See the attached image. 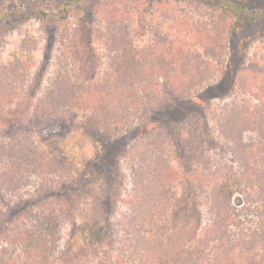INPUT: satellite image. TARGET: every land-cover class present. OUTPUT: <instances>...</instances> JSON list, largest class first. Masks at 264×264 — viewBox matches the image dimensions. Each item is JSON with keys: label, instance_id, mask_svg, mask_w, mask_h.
Returning a JSON list of instances; mask_svg holds the SVG:
<instances>
[{"label": "trees", "instance_id": "1", "mask_svg": "<svg viewBox=\"0 0 264 264\" xmlns=\"http://www.w3.org/2000/svg\"><path fill=\"white\" fill-rule=\"evenodd\" d=\"M141 2L142 5L147 3L139 9L137 33L133 32L129 14L133 9L131 0L94 4L96 15L104 14V8L109 14L103 30L99 28L97 35L93 33L102 42L104 63L94 51L95 40L91 33L83 39L80 28H65L64 21L70 11L67 10L62 17L64 21L60 19L63 34L51 37L44 51L43 63L48 65L54 56L55 41H60L61 49L56 57L59 68L52 86L36 102L32 100V90V98L22 99L15 108L7 110V120L1 115L0 126L6 132L13 129L17 135L10 140L0 138V264H68L77 256L80 244L76 246L73 242L74 231L71 240L66 244L62 242L63 221L58 214L62 208L59 207L71 206L72 199L86 191L88 185L98 184L107 199L104 176L90 173L91 168L75 177L62 154L53 148L39 147L35 140L38 128L39 134L47 138L55 131L66 135L67 131L64 133L62 128L59 132L57 126H64L66 119L74 120L73 107L78 105L97 109L98 114L90 115L88 124L98 130L103 127L102 136L107 140L121 138L126 131L138 127V122L150 123L133 137L124 151L132 160L131 168L136 169V166L139 170L135 172L137 177L132 176L134 191L139 197L132 201L136 214L122 218L123 223L129 225L128 238L134 233L131 241L137 242L133 249L127 250L129 259L123 263L264 264V52L258 59L242 65L234 80L235 87L255 98V103L247 107L233 101L215 111L210 107L203 110L184 106L193 94L213 87L225 71L229 35H241L248 24L254 25L261 13L252 11L245 15L235 8L208 6L212 15L200 14L207 20L192 18L183 24V18L175 11L152 21L149 14L162 0H141L137 5L141 6ZM40 13L49 25L55 24L48 13ZM199 23L218 27L214 31L216 38L212 39L213 31L206 26L202 28ZM184 25H188L187 28ZM148 30L147 43L138 44L137 38L145 36ZM193 32L204 35L211 45H205L202 52L195 50L189 42ZM185 40L189 43L186 50L182 42ZM31 44L22 43L29 62ZM23 63L27 61L0 62V113L16 99L17 88L26 77L27 67ZM210 110L214 113L213 123L209 118ZM175 112L179 114L169 116L177 114ZM161 115H167L162 121L164 124L157 121ZM23 120L27 124L22 128ZM87 126L79 125L81 129ZM248 132L257 134V138L247 141ZM213 150L228 158L218 170L206 161V154ZM100 156L105 157L102 154L95 159ZM173 157L182 165L186 177L184 185L188 188L179 196L171 187V165L164 161ZM197 160L203 162L202 169L195 164ZM155 165L160 174L158 182L151 181L146 173ZM119 166L117 160L110 165L108 179L114 177L121 183L118 178H124L118 176ZM36 177L42 189L33 199L30 194L27 196V187ZM205 178L209 182L207 187L202 182ZM236 195L240 203L235 202ZM21 197H25L23 202L18 200ZM199 197L207 202L211 223L201 227L202 238L197 242L194 241L196 232L203 222V211L197 206ZM10 198L18 201L11 204ZM154 198L161 205L155 215L161 217L153 215L157 219L148 231L140 222L145 212L143 208H152ZM32 200L40 205L51 204V207L43 208L48 209L42 216L25 215ZM60 200L67 204L59 206ZM163 202L172 203L174 209L166 212ZM4 205L8 209L5 213L2 212ZM157 208L160 206L156 204ZM189 217H195L198 223L190 225ZM107 219L112 231L115 221L110 216ZM138 225L142 228L135 234ZM78 229L91 242L89 223ZM257 255L260 259L255 257ZM121 263L111 260V264Z\"/></svg>", "mask_w": 264, "mask_h": 264}, {"label": "rangeland", "instance_id": "2", "mask_svg": "<svg viewBox=\"0 0 264 264\" xmlns=\"http://www.w3.org/2000/svg\"><path fill=\"white\" fill-rule=\"evenodd\" d=\"M108 1L110 0H0V62L8 64L14 59H23L27 61V63H23V65L27 67L25 72L26 77L17 88V94L14 97L16 99L11 105L4 108L6 111L0 113V117L3 116L7 120L9 114L7 110L10 107H14L21 103L22 99L28 97L32 98L30 95L32 90L34 91L32 100L36 102V100L43 97L46 90L52 86L51 84L54 81L57 69L59 68L56 57L60 53V41H55L53 49L54 56L51 58L48 65L43 63L45 57L44 51L47 48L51 37L54 35L58 37L61 33L63 34L64 26L62 25L61 20H63L62 17L66 14L67 10L70 11L68 12L67 21L63 20L65 22V28H80L81 33L83 34V39L89 37L88 34L91 33L95 40L94 51L98 52V56L102 58L101 63L105 62L102 42L94 34L96 33L97 35V30L99 28L100 30H103L105 27L104 24L106 23V17L109 14L107 12L108 9L104 8V14L96 15L94 13V4L107 3ZM140 1L141 0H131L133 9L132 11H129L134 27L132 29L133 32L136 31V33V29L139 28L138 19L141 14L139 9L143 8L147 3L143 2L142 5L141 2V6H139L137 4L140 3ZM208 6L212 9L220 8L222 6L235 8L236 10H240L242 14L244 11L245 15L248 12L251 14L252 11H255L261 13V16L254 25L248 24L241 35H229L226 46L227 63L225 64V71L219 76L213 87H209L207 90L204 89L200 94V91L197 94H193L184 106L186 108L194 107L203 110L210 107V109L214 108L215 111V109L219 108L222 104H229L233 101L237 102L239 105H251L256 102V99L235 87L234 80L237 74H239L242 65L245 63L248 64L251 59H258L264 52V0H162L161 3L155 4V10L149 14V17L153 19L152 21L161 20V18L173 14L175 11L179 18H183V20L181 19L182 23L187 24L190 21L188 19L201 18L200 20H197L201 21L212 15L211 11L207 9ZM245 10L247 11L245 12ZM40 11L48 13V15L53 18V21H55V24L49 25L43 20L44 16H42L43 14L40 13ZM202 12L206 13L207 17L202 18L200 15ZM111 15L112 17H115V13H112ZM205 20L203 22H205ZM179 23H181V21ZM199 24L202 25V28L206 26L209 30H212V35L214 31L218 29V27H215L214 25H207L206 23ZM187 26L188 25H184V28H187ZM136 33L134 34L135 37ZM149 34L150 30H148L145 36L137 38L138 44L147 43L149 40ZM215 38L216 34L214 33L212 39ZM23 42H26V45L33 43L31 44V48L33 49L30 62L27 60V56L29 55L28 52L22 47ZM182 42L183 47L186 50V46L189 44L188 40ZM189 42L192 43L195 50L201 52L204 51L205 45H211V41L209 42L204 35L195 32H193L192 40H189ZM69 108H72V106H69ZM93 110L94 107L91 105L74 106L72 112L74 120L71 121L66 119L67 122L62 124L64 126H57L59 132L62 128L64 133L67 131L66 135L55 131L53 133L50 132L47 138L40 135V128H38V133L34 134L36 136L35 140L39 147L45 150L53 148L59 154H62L67 159V163L71 167L72 175L75 177L80 176L84 170L87 169L86 172H88L92 168V170L89 171L90 173L92 171L93 174L104 176L107 179V183L103 184L105 185L104 188L106 195L108 193L106 200V196L105 194H102L101 189L97 186L98 184H94L88 185L86 191L81 192L79 196L72 199L73 203L71 206L59 207L67 204L64 200H60L59 206L57 205V207L63 209H59L60 213H58L62 215L61 218L63 221V226L61 228L63 235L62 242L66 244L69 239L71 240L70 237L74 231L76 237L73 242L76 246L80 244V249L76 250L77 256H74L68 264H111V260L115 261V259L118 263L121 261V264H126L123 262L124 260L128 261V256L130 254L127 250L132 248L134 243L136 244L137 242L134 241V243H132L131 241L134 233L128 238L129 232H127V229L129 225L123 223L122 218L124 215L129 218L131 215L133 216L136 214L137 209L133 206L132 201L133 198L136 199L139 196L136 191H134L135 187L132 182V176L137 177L135 175L137 167L135 166L136 169L131 168L133 164H131L130 161L132 160L128 155L124 154V151L127 149V145L131 143L133 137L142 129H145L150 123L149 121L146 123L138 122V127L126 131L121 135V138L118 137L107 140L102 136V133L105 132L103 127H100L98 130L88 124L89 116L92 114H98L97 109H95L94 112ZM197 111L200 113L204 112L201 110ZM178 114L179 113H172L169 116L175 117ZM213 115L214 113L210 110L209 118L211 123L214 122L212 118ZM166 117L167 115H161L158 117L159 119H157V121L162 122ZM25 120L27 121L26 118ZM26 121H21L22 128L26 127ZM82 124H84V126L88 125L87 129H81L79 125ZM18 131L22 132V129L19 130L18 127ZM14 135L17 134L13 129L6 132L5 128L0 126V138L3 140H10ZM245 138L247 141H253L257 138V134L248 132ZM102 154L105 155V157L100 156L99 159H95L98 155ZM206 155V161H208L212 167L217 168L215 170H218V166L224 161L228 162V158H224L220 154H217L215 150ZM116 160L120 161V166L117 167L119 170L118 176L121 175L124 178H118L121 183L116 182L114 177L108 179L110 176V165L114 164ZM164 161L171 165L172 170L169 174V179L173 180L171 187L177 191L178 196L182 195V192L188 191V188L184 185L186 183V177L183 175L181 163L176 157L167 160L165 159ZM198 161L200 160H197L195 164L197 163L199 168L202 169L203 162ZM157 170L158 165H155L154 169L151 168L146 172L149 179L153 182H158V178L160 177ZM137 171L139 170L137 169ZM36 178L37 179L34 180L33 184L30 185V187H27V196L29 197L30 194V197H33V199L34 197L39 196L37 191L40 189L41 192L42 189L41 183L38 182V177ZM202 182H204L203 186L207 187V184L209 183L208 178H205ZM196 190L200 191L199 187H197ZM24 192L25 191H23V193ZM24 198L25 197H21L18 200L23 202ZM239 198L240 197L236 195V203H240ZM9 200L11 204H13L14 201H18L12 198ZM198 201L199 203L197 206L203 211V222L202 225L199 226L200 233L196 232L197 236L194 241H197L199 237L202 238L201 227L207 223H211V216L207 210V208L209 209V207H207V202L200 197ZM34 202V200L29 202L25 215L29 213L33 215V217L36 215L42 216L43 212L51 207V204L50 206L47 204L40 205L37 202L34 204ZM151 202H153V209H156V204L158 207L160 206V208H157L155 211L150 210L152 208H143V211L145 210V212L142 215L140 223H142L143 228L146 227L144 230H148L149 227L152 228L157 217H161L155 215L160 211L161 205L155 200V198L152 199ZM163 203L167 210L166 212L174 209L172 203ZM45 207L48 208L43 210ZM68 210L71 212L68 213ZM146 210H148L150 214ZM7 211L8 209L6 205H4L2 212L5 213ZM108 216L112 217V221H115L114 229L112 231L108 225ZM164 217H162V219ZM36 218H38V216ZM189 221L190 225L198 223V220L195 219V217L193 219L189 217ZM87 222L91 229V242L88 241L86 238L87 236L81 235V230L78 229ZM138 228H142V226H137L135 234L139 232L137 231ZM75 229L78 231L76 232ZM255 257L260 259L258 255ZM57 264L67 263L62 262Z\"/></svg>", "mask_w": 264, "mask_h": 264}]
</instances>
